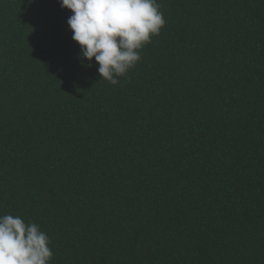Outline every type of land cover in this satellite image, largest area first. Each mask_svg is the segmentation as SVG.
I'll return each mask as SVG.
<instances>
[{
    "label": "trees",
    "instance_id": "obj_1",
    "mask_svg": "<svg viewBox=\"0 0 264 264\" xmlns=\"http://www.w3.org/2000/svg\"><path fill=\"white\" fill-rule=\"evenodd\" d=\"M117 85L58 0H0V215L50 264H264V0H157Z\"/></svg>",
    "mask_w": 264,
    "mask_h": 264
},
{
    "label": "clouds",
    "instance_id": "obj_2",
    "mask_svg": "<svg viewBox=\"0 0 264 264\" xmlns=\"http://www.w3.org/2000/svg\"><path fill=\"white\" fill-rule=\"evenodd\" d=\"M72 15L67 25L79 58L100 81L117 85L137 63L141 50L160 34L166 21L157 0H58ZM46 232L21 216L0 215V264H50L53 252Z\"/></svg>",
    "mask_w": 264,
    "mask_h": 264
}]
</instances>
